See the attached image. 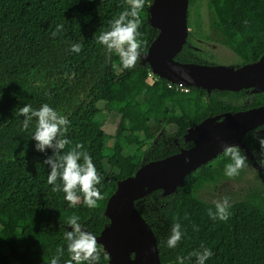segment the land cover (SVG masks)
Listing matches in <instances>:
<instances>
[{"label":"trees","instance_id":"16d2710c","mask_svg":"<svg viewBox=\"0 0 264 264\" xmlns=\"http://www.w3.org/2000/svg\"><path fill=\"white\" fill-rule=\"evenodd\" d=\"M153 2L145 0L140 11V59L135 67L124 69L118 54L109 53L96 37L125 10L126 0H0V264H50L57 247L65 249L60 259L65 264L69 216H79L84 230L100 235L110 226L105 210L119 181L134 176L146 163L192 147L188 131L204 120L220 121L228 113L264 105V92L252 89L209 93L188 87L184 92L157 75L149 82L152 70L142 65L141 55L159 34L149 21ZM194 3L190 0L189 27ZM207 3L224 45L241 60L235 68L258 61L264 55V0ZM58 25L63 28L53 37ZM76 43L82 45L79 53L70 51ZM188 43L189 38L176 59L198 63ZM103 102L106 112L121 116L113 136L103 129ZM45 103L68 118L65 136L72 144L64 151L79 143L91 155L102 177L97 185L104 197L99 207L88 208L82 201L70 207L65 194L53 192L47 183L50 168L44 160L52 150L36 151L31 140L35 120L24 130V117L16 115L19 107L39 109ZM169 126H176V132L169 133ZM257 135L264 138V127L247 133L243 142L262 177L256 169L258 187L229 203L226 222L209 218L215 203L199 196L206 184L224 178L230 158L223 153L190 173L175 193L157 190L136 201L158 240L162 264H178V256L188 257L202 244L213 253L205 264H264V165L259 163ZM112 140L115 145L107 148L106 142ZM135 145L148 146L142 155L125 156ZM175 223H180L184 235L175 248H168ZM98 247L100 264H109L110 258L104 259L107 253ZM185 264H195V257Z\"/></svg>","mask_w":264,"mask_h":264},{"label":"water","instance_id":"95a60500","mask_svg":"<svg viewBox=\"0 0 264 264\" xmlns=\"http://www.w3.org/2000/svg\"><path fill=\"white\" fill-rule=\"evenodd\" d=\"M190 0H154L150 24L159 31L148 51L141 55L153 74L173 84L207 90L264 92V55L256 62L232 67L183 63L176 58L189 36ZM187 75V79L184 75ZM264 127V105L228 113L220 120L206 119L189 129L187 140L193 146L161 160L142 165L134 176L117 183L109 198L105 215L110 226L95 236L110 264H162L158 240L141 213L136 201L157 190L171 195L184 186L185 178L223 153L222 144L238 145L252 158L260 176L261 167L243 142L250 131ZM188 158L190 163H185Z\"/></svg>","mask_w":264,"mask_h":264},{"label":"clouds","instance_id":"9594fccd","mask_svg":"<svg viewBox=\"0 0 264 264\" xmlns=\"http://www.w3.org/2000/svg\"><path fill=\"white\" fill-rule=\"evenodd\" d=\"M145 0H126L127 7L117 18L110 21L108 30L102 31L97 37V43L103 45L109 53L115 52L119 56L120 63L124 69L135 67L140 59L142 41L138 39L140 33V11L143 9ZM63 28L58 25L55 37ZM82 45L73 44L70 51L79 53ZM67 75V74H66ZM187 79L186 74H182ZM18 117H24L22 126L27 130L35 120V131L31 140L35 141V150L41 153L51 149L52 155L44 160V164L50 168L47 183L53 185V192H63L64 199L70 207L76 206L81 201L88 208L99 207L98 201L104 199L97 185L101 184L102 177L98 173L91 155L83 150V144H75L64 151L66 146L72 142L66 138L68 131V118L50 107L47 103L39 109H33L31 105H24L16 110ZM260 145L259 163L264 165V138L255 137ZM223 155L230 158L225 166V175L234 178L240 171L248 167V157L238 145L222 144ZM185 163H190L188 158ZM60 181L57 184V181ZM229 198L224 197L215 203V211L209 209L208 216L212 220L227 221L230 213L228 211ZM187 218V217H186ZM80 217L71 215L67 218V225L71 231L64 232V239L67 241V253L69 259L65 264H100L101 249L98 247L96 237L82 227ZM198 231V228H194ZM184 233L181 231L180 223H175L167 238L168 248H175ZM65 249L57 247L56 254L50 259V264H60ZM213 255L210 248L201 245L200 250L189 253L188 257L178 256V264H185V261L195 257V264H205ZM108 259V255H104Z\"/></svg>","mask_w":264,"mask_h":264},{"label":"rangeland","instance_id":"374dc122","mask_svg":"<svg viewBox=\"0 0 264 264\" xmlns=\"http://www.w3.org/2000/svg\"><path fill=\"white\" fill-rule=\"evenodd\" d=\"M191 27H189V43L187 48L191 51L198 64L209 65H225L235 67L241 60L239 56L234 54L227 48L223 41L221 30L217 25L216 18L213 12L209 9L207 0H195L192 8ZM197 63V62H190ZM149 74V82L154 81L155 75ZM180 86V85H179ZM101 117L105 120L104 131L113 136L120 123L121 116L113 112H106V103L100 104ZM176 126H169V133L176 132ZM115 141H107L106 147L112 148ZM148 145H135L125 152L128 155H142L143 150ZM257 167L248 160V167L242 169L238 176L229 178L226 175L223 179L216 183L206 184L202 190L199 191V196L211 203H216L224 197L229 198V203L235 199L246 197V194L255 187H258V181L255 179Z\"/></svg>","mask_w":264,"mask_h":264},{"label":"built area","instance_id":"2783aa9c","mask_svg":"<svg viewBox=\"0 0 264 264\" xmlns=\"http://www.w3.org/2000/svg\"><path fill=\"white\" fill-rule=\"evenodd\" d=\"M151 75H155V74H151ZM180 87L182 88V90L184 91V92H189V89H188V87H185V86H182V85H180Z\"/></svg>","mask_w":264,"mask_h":264},{"label":"flooded vegetation","instance_id":"af4514ba","mask_svg":"<svg viewBox=\"0 0 264 264\" xmlns=\"http://www.w3.org/2000/svg\"><path fill=\"white\" fill-rule=\"evenodd\" d=\"M250 157V156H249ZM251 158V157H250ZM251 160H252V158H251ZM254 163V162H253ZM110 264V263H109Z\"/></svg>","mask_w":264,"mask_h":264}]
</instances>
